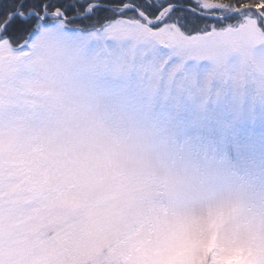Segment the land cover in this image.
<instances>
[{
	"label": "snow or ice",
	"instance_id": "1",
	"mask_svg": "<svg viewBox=\"0 0 264 264\" xmlns=\"http://www.w3.org/2000/svg\"><path fill=\"white\" fill-rule=\"evenodd\" d=\"M225 93L264 105V0H0V264H148L151 162Z\"/></svg>",
	"mask_w": 264,
	"mask_h": 264
},
{
	"label": "rangeland",
	"instance_id": "2",
	"mask_svg": "<svg viewBox=\"0 0 264 264\" xmlns=\"http://www.w3.org/2000/svg\"><path fill=\"white\" fill-rule=\"evenodd\" d=\"M199 103L184 99L183 114L197 117ZM209 107L219 113L211 127H189L151 162L158 201L178 224L148 264H264V105L240 108L225 93Z\"/></svg>",
	"mask_w": 264,
	"mask_h": 264
}]
</instances>
